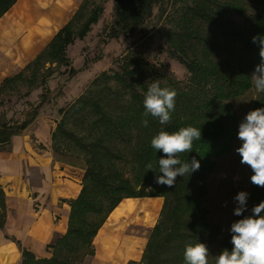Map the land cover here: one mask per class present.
I'll return each instance as SVG.
<instances>
[{
  "label": "trees",
  "instance_id": "obj_1",
  "mask_svg": "<svg viewBox=\"0 0 264 264\" xmlns=\"http://www.w3.org/2000/svg\"><path fill=\"white\" fill-rule=\"evenodd\" d=\"M180 1L112 0L115 18L110 26V38L145 34L155 8ZM256 1L264 7V0ZM15 2L0 0V17ZM86 4L88 0L83 1L70 22L60 29L34 62L42 58L48 49H54L56 55L59 54V62L66 59L67 65L70 64L66 56L67 47L73 45L77 38L82 39L90 25L97 20L94 12H90L88 17L83 15ZM213 6L238 12L243 17L242 25H237L220 11H212ZM242 8L238 0H196L193 6L180 9V32L172 44L171 56L185 66L189 73V87H175L174 82L160 72L151 73L150 78L151 83L158 81L162 87L176 92L175 110L171 113L169 123L161 125L157 118L148 116V126L142 125L141 121L145 119L142 115L143 100L148 87L141 82L139 86L142 93L134 92L133 88L147 65L135 61L126 62L121 74L113 76L115 80L126 81L127 96L116 101L113 99L112 106L108 104L110 100L103 103L81 96L77 98L78 106L73 108L71 116L67 114L66 118H71L75 125L81 126L88 124L82 116H94L89 127L88 142L71 131L61 129L59 124L65 111L59 110L61 118L52 133V151L60 161L68 160L64 155L65 149H59L56 143L60 138L74 144L83 153L81 189L74 199L66 201L69 206L67 230L51 241L48 246V252L52 251L50 257L36 259L30 252L23 251L21 264H82L87 257L94 256L93 238L108 215L121 200L128 198L160 197L164 200L159 221L151 230L140 264H185L183 253L186 244L200 242L209 248L219 235V228L208 224V212L201 205L206 193L204 180L214 170L216 161L230 151L237 137L238 125L230 101L251 88L249 73L260 62L259 47L251 42V38L258 34L264 35V10L254 15H244ZM80 20L85 21L74 33L73 27ZM196 21L212 31L210 39L193 27ZM188 50H192L193 55L188 56ZM223 52L226 54H219ZM20 76L18 74L6 79L0 88ZM44 85L45 82L41 86L40 100H43L44 93H49ZM43 104L41 101L32 116L20 124L0 126V151L9 146L11 136L18 134L34 119ZM260 107H264V93L261 92L252 110ZM105 108L108 110L105 111ZM189 125L201 128V139L193 142L191 152L181 153L179 158L183 163L195 157L200 161L199 170L190 177L177 176L171 188L157 184L155 177L163 175L158 170V159L166 154L159 150L156 152L151 147V139L161 130L174 132ZM148 164H152V170H148ZM247 169L252 175L250 166L247 165ZM0 197L2 224V191ZM261 201H264V187L251 183L247 210L234 221L251 214L252 207ZM230 238L231 233L228 231L217 254L225 248L231 250ZM215 259L209 264H215Z\"/></svg>",
  "mask_w": 264,
  "mask_h": 264
},
{
  "label": "rangeland",
  "instance_id": "obj_2",
  "mask_svg": "<svg viewBox=\"0 0 264 264\" xmlns=\"http://www.w3.org/2000/svg\"><path fill=\"white\" fill-rule=\"evenodd\" d=\"M195 1L181 0L176 4L157 7L153 10L152 17L148 20L145 34L136 33L131 37L121 36L117 39H111L109 31L115 18L112 0H88V4L84 6L85 12L83 15L88 17L90 12H94L97 20L90 25L82 39L75 38L74 46H70L66 55L70 64L67 65L66 59H61V62H59L57 59L59 54L57 56L54 49H48L42 58L24 67L20 78L13 79L10 83L3 85L0 88V126L20 124L23 120L32 116L37 105L43 101L42 108L37 112L38 116L47 115L50 110L52 111L51 119L56 122V120L61 118L59 110L65 111L61 124H59L61 129L71 131L84 142H88L89 127H91L90 123L94 116H82L88 122V124L85 123L83 126L75 125L71 118H66V116L67 114L71 116L73 108L78 106L77 98L81 96L92 100L94 98L96 101L101 100L103 103L110 100L109 106H112L113 99L116 101L122 96H127L128 91L125 90L126 81L115 80L113 76L120 75L123 65L128 61L141 62L147 65V68L143 69L141 76L134 84L133 91L142 93V88H140L139 84L143 82L148 87L151 84V73L159 72L172 80L175 87L187 89L189 87V73L183 64L171 56V48L176 35L180 32V9L193 6ZM219 1L234 2L235 0ZM238 1L243 7L242 14L244 15H254L264 10V7L257 3L256 0ZM212 11L222 12L237 25H242L243 23V17L234 10L213 6ZM84 21L80 20V22L77 21L75 23L73 27L74 33L78 30L81 22L84 23ZM193 27L208 39L211 38L212 31L205 24L196 21L193 23ZM192 52V50H188L187 55H193ZM219 54L223 55L226 53ZM49 65H52V67H49ZM252 73H249V78ZM44 82V86L53 91L50 90V93H44L43 100L42 98L40 100L38 95H40L41 86ZM160 82L163 83V81ZM258 97L259 92L255 90L251 80V88L242 96L230 101L236 116L237 125L252 110V105ZM107 110L105 108V111ZM5 115L8 118L11 117L10 120L4 119L3 116ZM73 116H76V113H73ZM56 143H58L59 149L60 147L65 149L64 155L68 160L66 159V162L60 161L53 153L54 158L72 168L69 170L71 175L66 174L65 178L81 186L84 174L82 170L83 153L74 144H69L60 138L57 139ZM240 143L241 141L236 137L230 151L216 161L214 170L204 180L206 193L201 200V205L208 212V224L219 228V235L208 248V264L216 257L222 240L237 217L233 214L236 207L235 195L239 191H246L250 194L251 173L247 169V164L240 162L241 158L236 152V148L240 146ZM121 147L119 146V148ZM0 191L5 195L6 191L2 185H0ZM158 199H161L163 205V198L159 197ZM248 199L246 202L247 206ZM2 212L3 208H0V213ZM160 212L157 213L158 216L155 215L153 217L148 229L136 227L135 225L126 226L122 232H114L112 234L111 237L122 239L125 243L133 239L138 245H142L139 258L134 261L127 259L123 264H140L151 230L159 221ZM92 251L95 256L96 251L93 242ZM50 252L47 258L50 257ZM92 262L93 258L87 257L82 264H91ZM93 264H95V260Z\"/></svg>",
  "mask_w": 264,
  "mask_h": 264
},
{
  "label": "crops",
  "instance_id": "obj_3",
  "mask_svg": "<svg viewBox=\"0 0 264 264\" xmlns=\"http://www.w3.org/2000/svg\"><path fill=\"white\" fill-rule=\"evenodd\" d=\"M20 1L23 0H16L0 17V58L5 59L11 70L5 73L6 68L0 67V86L6 79L21 74L24 67L47 49L84 0ZM41 108L42 105L38 110ZM37 112L23 130L11 136L9 146L0 151V185L6 191L4 219L0 224V264H21L23 251L30 252L36 259L47 258L53 237L67 230L69 206L66 201L74 199L81 187L65 178L66 174L71 175L72 168L53 156L51 138L60 118L56 123L51 119L52 111L39 116ZM3 118L8 121L11 117ZM153 201L159 213L162 201L158 198L123 199L112 211L124 204L145 207ZM111 216L112 212L93 240L96 255L91 264L94 260L95 264L114 263L103 256L102 243L107 238L114 240L113 233L106 232ZM125 260L123 257L119 264Z\"/></svg>",
  "mask_w": 264,
  "mask_h": 264
},
{
  "label": "clouds",
  "instance_id": "obj_4",
  "mask_svg": "<svg viewBox=\"0 0 264 264\" xmlns=\"http://www.w3.org/2000/svg\"><path fill=\"white\" fill-rule=\"evenodd\" d=\"M251 42L259 47L260 62L255 66L251 80L257 92L264 93V35H254ZM176 92L174 89L162 87L158 81L152 82L144 94L141 121L148 126V116L157 118L161 125L171 120L175 110ZM201 128L182 127L177 131L161 130L151 139V147L163 154L158 159V170L155 182L169 188L173 187L176 177H189L200 168V161L195 157L191 161L181 162L179 154L193 150V142L201 139ZM237 138L241 141L236 152L240 162L247 164L252 170L250 181L254 185L264 187V107L249 111L238 125ZM152 170V164L147 165ZM249 193L239 191L235 197L236 207L233 214L240 217L247 210ZM264 201L251 209V214L234 221L230 226L231 250L225 248L216 255L215 264H264ZM185 264H208L209 250L203 243H188L184 249Z\"/></svg>",
  "mask_w": 264,
  "mask_h": 264
},
{
  "label": "bare ground",
  "instance_id": "obj_5",
  "mask_svg": "<svg viewBox=\"0 0 264 264\" xmlns=\"http://www.w3.org/2000/svg\"><path fill=\"white\" fill-rule=\"evenodd\" d=\"M23 1H20V2L23 3ZM6 63L7 62L5 61L4 58H0V67L6 68L5 73L10 71L9 68H7ZM155 204L156 203L153 201V203H149V206L145 205V207L129 206L130 204L122 205L120 208L116 209L114 212L112 211V216L110 217L111 219L109 221L110 223L107 224V225H110V227L106 228L109 231H106V232L108 233L122 232V230H124L126 226H134V225L136 227H142V228L148 229L149 225L153 221V217L157 215L158 210H159V208ZM99 238L100 237H98V239ZM102 243L105 247V251H103L104 252L103 256L112 259V261L114 262L113 264H119L120 260L123 257L131 261H134L135 259L139 258L141 251H142V247H141L142 245L140 244L138 245V243L134 242L133 239H131L130 242L127 241L125 243L124 241H122V239L114 238L113 241H110V239L107 238ZM119 251H120V254H116ZM100 264H112V262L104 261L102 263L100 262Z\"/></svg>",
  "mask_w": 264,
  "mask_h": 264
}]
</instances>
